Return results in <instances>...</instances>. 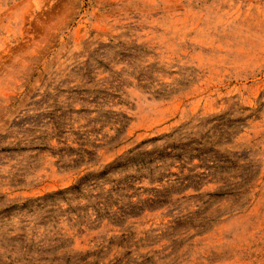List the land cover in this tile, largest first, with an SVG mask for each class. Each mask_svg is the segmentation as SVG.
<instances>
[{
    "label": "rangeland",
    "instance_id": "rangeland-1",
    "mask_svg": "<svg viewBox=\"0 0 264 264\" xmlns=\"http://www.w3.org/2000/svg\"><path fill=\"white\" fill-rule=\"evenodd\" d=\"M0 264H264V0H0Z\"/></svg>",
    "mask_w": 264,
    "mask_h": 264
}]
</instances>
